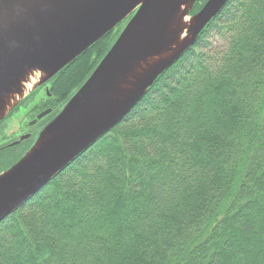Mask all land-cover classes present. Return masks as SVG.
I'll return each mask as SVG.
<instances>
[{
  "label": "trees",
  "instance_id": "1",
  "mask_svg": "<svg viewBox=\"0 0 264 264\" xmlns=\"http://www.w3.org/2000/svg\"><path fill=\"white\" fill-rule=\"evenodd\" d=\"M116 28L51 80L58 106ZM0 264H264V0H229L118 124L0 221Z\"/></svg>",
  "mask_w": 264,
  "mask_h": 264
},
{
  "label": "water",
  "instance_id": "2",
  "mask_svg": "<svg viewBox=\"0 0 264 264\" xmlns=\"http://www.w3.org/2000/svg\"><path fill=\"white\" fill-rule=\"evenodd\" d=\"M198 1L0 0V123L127 19L30 147L0 171V221L118 124L229 0H206L192 12ZM34 71L40 74L37 82L24 92L22 82ZM14 95L19 98L8 106Z\"/></svg>",
  "mask_w": 264,
  "mask_h": 264
},
{
  "label": "flooded vegetation",
  "instance_id": "3",
  "mask_svg": "<svg viewBox=\"0 0 264 264\" xmlns=\"http://www.w3.org/2000/svg\"><path fill=\"white\" fill-rule=\"evenodd\" d=\"M32 97V100H26L28 102L27 104L23 102V104L16 106V108H14V110L0 123L1 126L2 123L8 119H14V121H16L21 114H26L27 119L20 123L18 128L20 133L17 136L8 141H1L2 139H0V160L5 157L8 159L7 155L9 153H12V156L14 155L9 165L16 161L25 150L30 147L40 128L55 115L60 106L57 105L56 97L50 92V81L38 88V90L32 94ZM45 110H49V112L38 118L37 116ZM21 137H23V140H21ZM18 140L20 142H16Z\"/></svg>",
  "mask_w": 264,
  "mask_h": 264
},
{
  "label": "rangeland",
  "instance_id": "4",
  "mask_svg": "<svg viewBox=\"0 0 264 264\" xmlns=\"http://www.w3.org/2000/svg\"><path fill=\"white\" fill-rule=\"evenodd\" d=\"M125 22H126V20L122 22V24L118 27V29L116 28L117 31H119V32L121 31V29L125 25ZM210 41L212 43H219L218 38H215V37H212ZM50 82H51V80H50ZM32 98H33L32 95H30L28 98L24 99L18 105L23 104V102L27 104L28 103L27 101L32 100ZM26 119H27L26 114L23 113V114H21V116L19 118H17L16 121H14V119H11V120L8 119L5 122H3L2 125L0 126V139H2L1 141H8V140L14 138L15 136H17L20 133V130L18 129L20 123H22V121H26ZM7 156H8V159L5 157L4 159H1L2 161L0 160L1 161L0 165L9 162L14 157V155L12 156V153H9Z\"/></svg>",
  "mask_w": 264,
  "mask_h": 264
},
{
  "label": "bare ground",
  "instance_id": "5",
  "mask_svg": "<svg viewBox=\"0 0 264 264\" xmlns=\"http://www.w3.org/2000/svg\"><path fill=\"white\" fill-rule=\"evenodd\" d=\"M39 75V72L34 71L30 75H28L25 80H23L22 88L24 92L29 91L33 87V85L37 82V78L39 77ZM17 98H19L18 95L11 96L8 102V106L13 103Z\"/></svg>",
  "mask_w": 264,
  "mask_h": 264
}]
</instances>
